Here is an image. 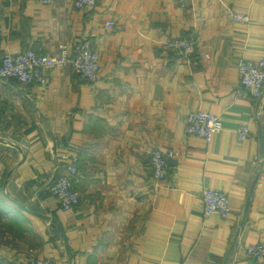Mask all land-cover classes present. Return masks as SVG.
Returning <instances> with one entry per match:
<instances>
[{
  "label": "crops",
  "instance_id": "1",
  "mask_svg": "<svg viewBox=\"0 0 264 264\" xmlns=\"http://www.w3.org/2000/svg\"><path fill=\"white\" fill-rule=\"evenodd\" d=\"M189 35L187 57L162 47ZM85 38L100 56L95 82L70 65L49 68L45 83L0 80V264H264L245 249L264 241V90L250 95L238 67L264 57V0H0V59ZM196 109L222 119L209 143L185 132ZM154 149L179 151L164 179ZM73 156L81 199L67 210L49 186ZM206 187L228 194L227 217L204 212Z\"/></svg>",
  "mask_w": 264,
  "mask_h": 264
},
{
  "label": "built area",
  "instance_id": "2",
  "mask_svg": "<svg viewBox=\"0 0 264 264\" xmlns=\"http://www.w3.org/2000/svg\"><path fill=\"white\" fill-rule=\"evenodd\" d=\"M40 3H52L55 0H37ZM76 7L95 5L98 0H73ZM235 21L248 23L251 15L249 12L234 7H228ZM197 38L189 36H170L162 42L166 50H179L183 57L192 54L196 47ZM209 57V53L204 54ZM70 65L82 78L95 82L99 77L100 56L89 38L78 40L70 47L66 43L59 46L58 53L38 54L34 49L28 48L20 51H6L0 59V80L14 78L20 83L39 82L45 83L48 79L46 71L52 67H63ZM240 80L250 95L255 98L262 96L264 90V57L245 56L239 61ZM2 102L0 99V112ZM223 122L215 112L205 109L191 110L187 116L185 126L186 133L200 135L205 142L209 143L214 135L221 131ZM250 128L247 124H241L238 128V137L246 139ZM179 151L169 149L162 151L154 149L151 152V168L156 178L164 179L169 174L170 156H176ZM78 156H73L68 164L67 172L62 173L51 182L49 191L59 198L64 209H72L80 203V193L75 189L71 175L77 171ZM204 201V212L206 214L218 213L227 217L232 211V204L228 194L217 188H204L202 192ZM249 257L257 261H264V241H250L245 246ZM30 264H54L47 257H34Z\"/></svg>",
  "mask_w": 264,
  "mask_h": 264
},
{
  "label": "water",
  "instance_id": "3",
  "mask_svg": "<svg viewBox=\"0 0 264 264\" xmlns=\"http://www.w3.org/2000/svg\"><path fill=\"white\" fill-rule=\"evenodd\" d=\"M20 133L19 132H15L13 134H10V139L13 140V141H20L22 143H25V140L23 141L21 138H20ZM8 186H9V189L11 190L12 193L16 194V196L20 199V200H23V201H26V199L28 198V196L26 194H24L23 192V188L22 187H18L16 182L14 180H9L8 182Z\"/></svg>",
  "mask_w": 264,
  "mask_h": 264
}]
</instances>
